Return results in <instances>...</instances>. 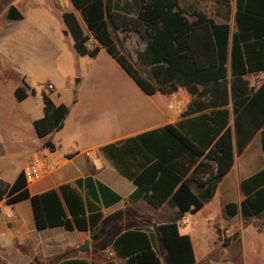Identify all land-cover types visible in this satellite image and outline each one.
Instances as JSON below:
<instances>
[{"label":"trees","instance_id":"1","mask_svg":"<svg viewBox=\"0 0 264 264\" xmlns=\"http://www.w3.org/2000/svg\"><path fill=\"white\" fill-rule=\"evenodd\" d=\"M252 0H237V32L230 42L229 25L217 24L205 13L180 8L179 0H69L74 12L61 19L80 56L94 58L101 49L147 96H170L183 89L192 99L175 124L145 131L99 148L102 156L135 190L131 201L142 200L154 209L169 203L181 213L195 214L215 194L234 163V148L240 154L260 131L264 153V82L258 89L245 76L264 69V40L254 23L260 15ZM111 29L136 34L143 42L136 63L121 51ZM253 30V33H251ZM230 66V78L227 65ZM137 65L148 67L151 79ZM18 87L17 102L33 89ZM46 87V86H45ZM41 91L43 116L33 121L39 139L59 130L69 109L55 106L51 93ZM230 108L233 126L230 125ZM45 147L53 145L46 140ZM244 199L238 207L227 203L223 214H238L259 221L264 214V169L242 180ZM29 200L37 230H63L96 234L103 221L101 208L122 198L90 177L64 183L31 195L20 172L12 183L0 180V203L13 206ZM170 264H194L190 237L180 234L176 223L158 226ZM228 241V240H225ZM161 264L152 233L128 230L111 245V257L104 264ZM27 264H41L33 259ZM59 264H88L83 259H65Z\"/></svg>","mask_w":264,"mask_h":264},{"label":"crops","instance_id":"2","mask_svg":"<svg viewBox=\"0 0 264 264\" xmlns=\"http://www.w3.org/2000/svg\"><path fill=\"white\" fill-rule=\"evenodd\" d=\"M236 3L237 0H179L180 8L186 11L196 9L205 13L202 8L204 6H207L208 8L210 7L209 9L212 13L205 14L217 24L229 25L230 42L233 35L237 32L235 20L237 12ZM251 8L257 15H260L257 20L252 23V27L254 26V30L259 33V38H257V40L262 41L264 40V0H252ZM49 11V8L46 6L37 5L35 9H32L23 17V19L31 17V30L35 32L47 31L48 34L52 31L53 33H56L54 37L56 38L58 36L57 38H59L58 43L55 45V51L60 53L61 61L60 63L56 62L54 71L55 74L53 78L42 80L41 82H38V85H42L45 81L51 83L53 85V89L50 97L53 104L55 106L64 104L68 107L69 112L64 118L62 126L59 130L50 133L44 139H40L44 142L49 139V136L59 133L68 127L71 107L78 103L80 95L82 98L87 96V93H90V95L93 96V90H89L91 89V86L88 85L86 87L84 85L86 68L95 64L98 56L106 52L104 49H101L94 58L78 55L73 48L71 36L67 32L64 25L60 24L58 29L56 28L53 30L47 22L45 23L43 17L49 16L51 12ZM251 33H253V30H251ZM69 37L70 40L68 39ZM7 38H9V41ZM16 44L14 36H6L5 39L2 40V36L0 35V57L7 58L9 61H14L15 63L20 61L21 70L24 73H27L28 70L26 65L33 61L30 60L33 53H27L25 55L22 54L20 56V60L18 58L17 48L14 47ZM71 46L74 51L71 49ZM227 75L228 78H230L229 64L227 65ZM247 76H252L257 80H260L258 86L255 88L256 90L264 82V69ZM247 76L244 77L245 80ZM76 78H78V80H75ZM22 81L29 87L26 82V78H23ZM92 86V89L97 87L95 84ZM249 86H252L251 83H249ZM16 88H18L17 84L10 90V93H12L13 96ZM85 88L87 89L85 90ZM66 91H74L75 98H73L71 105L66 104L62 100H57V102H55L54 94L56 93L57 99H59L60 94ZM180 91L182 92L184 90L180 88L176 93ZM176 93L170 96H163L164 99H162L159 103L152 102L153 111H150L149 114L151 112L154 114L156 117L154 121L147 123L146 126L139 130L117 136L113 140L107 141L102 145L94 146L92 148H81V150H78V148H69L67 152L61 151V146L59 144L61 142L60 140H58L57 143L49 140V142L53 145L52 149L43 145L42 151L40 152L42 157L47 159L52 156L58 157L62 159V166L34 185L29 186L28 190L31 195L57 188L59 185L64 183H73L77 179L90 177L110 188L122 198V200L116 204L107 208H101L103 221L100 228L94 235H92L89 231L67 232L60 227L37 230L33 222L29 200H24L13 205L11 207L13 213L12 216H14L15 222L18 223V231L26 235V232L31 229L30 231L35 238H41L40 240L44 244L41 248H39V250L43 256L46 254L47 256H50L52 254L53 256L58 257V264L65 259H83L88 264H104L111 257V245L114 239L122 232L136 229L153 234L154 248L161 264H170L167 252L163 247L160 238L158 226L166 223H176L180 234H187L190 237L191 247L195 259L194 264H264V214L260 219V223H262L263 220L261 230L256 227L257 225L254 226L248 221L249 219L254 220L255 218H243L240 214V210L237 215L230 219H226L223 214V207L225 204L234 203L239 207L240 203L244 199V195L240 190L241 181L264 169V153L261 147L260 131L253 136L240 154L236 152V147L234 148V163L232 168L218 184L214 196L195 214L181 213L177 208L172 207L169 203H165L160 208L154 209L142 200L135 202L131 201L128 197L135 190L134 185L120 176L100 153L99 148L103 145L119 142L127 137L178 122L181 119V113L187 108L188 102L187 99L184 98L186 99V102H184L186 105H181V108L173 105V96ZM189 97L190 96L188 95V98ZM230 112V125L233 126V114L231 108ZM1 113L2 101L0 98V117ZM139 114L144 116L147 113H145V111H139ZM33 121L34 120H31V123H33ZM1 146L2 142L0 140V148ZM86 153H88V155ZM82 155L87 157L86 165L84 167L85 169L82 172L76 173L73 169L71 171L64 170L67 164H70L78 156ZM237 155L239 158H237ZM34 156L35 153L31 155V158ZM3 158L4 149H1L0 180L7 182L5 180L7 178H5V176L1 173V169L4 167L3 164H5ZM21 170L16 173L10 183L14 181ZM2 203H0V208H2ZM20 204H27L26 208L29 212L28 214H30L29 221L25 220L22 213L18 211ZM2 214L7 213L5 210L1 209V218ZM226 224H231L235 228L233 237L228 241H224L221 238V230ZM40 232H46L44 237L41 235L38 236V233ZM53 236L66 237L70 242L68 244L58 242V246L51 244L50 241L52 240L50 237ZM85 241L89 242V251L81 253L79 252V248ZM52 245L54 247H52ZM66 248L73 250L76 254L72 257H65L63 254ZM38 254L39 253L36 252L35 256L37 257V260L39 258ZM117 263L123 264L120 261H117Z\"/></svg>","mask_w":264,"mask_h":264},{"label":"rangeland","instance_id":"3","mask_svg":"<svg viewBox=\"0 0 264 264\" xmlns=\"http://www.w3.org/2000/svg\"><path fill=\"white\" fill-rule=\"evenodd\" d=\"M37 5L46 6L51 11H49V16L43 17V19L53 30L58 29L60 24L64 25L61 19L63 12H74L83 30L87 33L80 14L75 12L68 0H0V35L2 40L6 36H14V41L17 43L14 47L17 48L19 59L22 54L33 53L30 59L33 61L26 65L27 73L21 70L20 61L15 63L0 57V98L2 101L0 117L2 146L0 150L4 149L3 161H5L1 173L7 178L5 180L8 183L13 180L16 173L31 162L33 153L35 156L43 158L40 152L44 141L35 135L31 120L43 116L41 91L46 89L47 84L51 83L45 81L39 86L38 82L53 78L56 62L60 63L61 61L60 53L55 51V45L59 39L58 36L54 37L56 33L51 31L48 34L47 31L35 32L31 30V17H26L18 22H10L6 19L7 11L11 6L17 8L24 17ZM209 8L204 6L202 9L205 13L211 14ZM111 31L121 51L129 56L132 62L136 63V52L143 49L144 42L135 34H122L114 29ZM68 39L70 40V37ZM7 40L9 41V38ZM71 49L73 50L72 46ZM137 67L144 76L151 79L148 67L140 65ZM23 78H26L29 85L27 87L33 89L34 92H30L28 98L23 102H17L10 90L16 84L18 87L26 89L23 86L25 84L22 81ZM84 80L86 87L91 86L89 90H93V96L87 93V96L82 98L80 95L78 103L71 107L68 127L47 139L54 143L60 140L59 144L63 152H67L69 148L81 150V148L99 146L117 136L143 128L156 118L152 112L149 114L150 111H153L152 102L159 103L164 99L163 95L158 93L152 97L144 95L106 52L98 56L95 64L86 68ZM246 80L251 83L253 89L260 82L252 76H247ZM94 84L97 87L92 89ZM46 92L51 93L52 90ZM73 98H75L74 91L63 92L59 99H57L56 93L54 94L55 102L62 100L69 105H71ZM184 98L187 99V105H189L192 99L188 98L184 91L173 96L172 104L181 108V105H186ZM139 111H145L147 114L142 116ZM237 158H239L238 155ZM86 161V156H78L73 162L67 164L64 170L71 171L73 169L76 173L82 172L85 169ZM1 205L0 211L1 209L5 210L7 214H2V218L0 217V264H27L33 258L37 259L36 252L39 253V263L58 264V257L52 254L43 256L40 253L39 248L44 243L41 242V238L33 236L31 229L26 232V235L18 231V223L12 216V206H7L4 202ZM26 205L20 204L18 211L22 213L25 220L29 221L30 214H28ZM248 221L254 226L259 223L255 219ZM227 225L231 224L225 226ZM45 234L46 232H40L38 236L44 237ZM50 239L52 240L50 241L51 244L57 246L58 242L63 244L70 242L63 236H53ZM52 247L54 246L52 245ZM64 251L65 257H72L76 254L69 248Z\"/></svg>","mask_w":264,"mask_h":264},{"label":"built area","instance_id":"4","mask_svg":"<svg viewBox=\"0 0 264 264\" xmlns=\"http://www.w3.org/2000/svg\"><path fill=\"white\" fill-rule=\"evenodd\" d=\"M46 89L48 91L53 89L52 84H47ZM88 155V153H86ZM62 164V159L52 156L50 158H41L34 156L29 164L24 166L21 170L26 185L32 186L44 177L52 174L54 171L59 169ZM235 228L233 225H227L221 230V238L229 240L233 237Z\"/></svg>","mask_w":264,"mask_h":264},{"label":"water","instance_id":"5","mask_svg":"<svg viewBox=\"0 0 264 264\" xmlns=\"http://www.w3.org/2000/svg\"><path fill=\"white\" fill-rule=\"evenodd\" d=\"M6 19L10 22H18L23 20V15L20 13V11L17 8L11 6L7 11ZM88 251H89V242L85 241L83 245L79 248V252L86 253Z\"/></svg>","mask_w":264,"mask_h":264}]
</instances>
